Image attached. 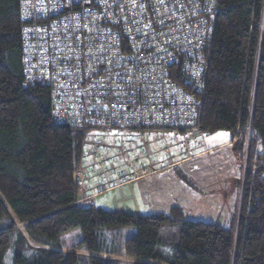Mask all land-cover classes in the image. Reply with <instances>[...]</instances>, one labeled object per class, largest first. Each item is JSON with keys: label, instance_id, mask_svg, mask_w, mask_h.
<instances>
[{"label": "trees", "instance_id": "1", "mask_svg": "<svg viewBox=\"0 0 264 264\" xmlns=\"http://www.w3.org/2000/svg\"><path fill=\"white\" fill-rule=\"evenodd\" d=\"M263 1H218L194 124L147 129L230 133L244 178L224 226L188 219L175 204L167 212L138 214L77 201L72 174L90 132L54 120L48 84L30 81L24 71L20 2L0 0V264L9 248L12 264H264ZM178 70L170 75L184 84Z\"/></svg>", "mask_w": 264, "mask_h": 264}, {"label": "built area", "instance_id": "2", "mask_svg": "<svg viewBox=\"0 0 264 264\" xmlns=\"http://www.w3.org/2000/svg\"><path fill=\"white\" fill-rule=\"evenodd\" d=\"M218 1L19 0L25 74L48 84L52 116L68 126L119 134L191 127ZM178 66L184 84L170 75ZM93 143L103 158L110 142Z\"/></svg>", "mask_w": 264, "mask_h": 264}, {"label": "rangeland", "instance_id": "3", "mask_svg": "<svg viewBox=\"0 0 264 264\" xmlns=\"http://www.w3.org/2000/svg\"><path fill=\"white\" fill-rule=\"evenodd\" d=\"M261 7L264 11L263 4ZM262 24L264 29V22ZM89 132V142L82 141L79 169L72 174L79 183L78 202L92 200L98 207L115 210V206H122L125 200L133 199L127 198L125 191L134 186L136 207L141 213L167 212L175 204L183 208L184 217L188 219L219 221L228 226L232 212L239 204L244 178V163L240 164L228 131L206 135L194 129L179 133L162 128L130 130L123 134ZM93 136H104L110 142L103 158L96 153ZM120 138L125 143L117 142ZM141 143L145 145L141 146ZM120 144L124 146L123 151L119 150ZM99 155L102 156L103 152ZM178 172H184L187 183L189 181L195 187L191 188L182 181ZM13 221L30 243L23 225L15 218ZM60 250L88 254L76 248L63 247ZM12 255L9 248L3 264H12ZM94 255L107 259L120 258L122 262L134 260L122 255Z\"/></svg>", "mask_w": 264, "mask_h": 264}, {"label": "crops", "instance_id": "4", "mask_svg": "<svg viewBox=\"0 0 264 264\" xmlns=\"http://www.w3.org/2000/svg\"><path fill=\"white\" fill-rule=\"evenodd\" d=\"M225 142H227V140H225L223 143L225 144ZM219 146L220 145H222V143L221 144H218ZM131 188V189H130ZM135 188H134V186H131V187H129V190L127 189L126 191H125V193H127V195H126V197L128 198V197H133V199H128V200H125V202H124V204H122V206H115V210H121V209H123V211L124 212H126V211H128V210H133V211H135L136 213H140L139 212V210H138V208L136 207L137 205V200H136V197H135ZM115 191H113V193H114ZM112 193V194H113ZM119 193L120 192H118V194L117 195H119ZM122 193H123V191H122ZM97 197V196H96ZM133 205V207H130L129 205ZM118 207H120L121 209H119Z\"/></svg>", "mask_w": 264, "mask_h": 264}, {"label": "bare ground", "instance_id": "5", "mask_svg": "<svg viewBox=\"0 0 264 264\" xmlns=\"http://www.w3.org/2000/svg\"><path fill=\"white\" fill-rule=\"evenodd\" d=\"M173 70L175 69V67L172 68ZM16 220V219H15Z\"/></svg>", "mask_w": 264, "mask_h": 264}]
</instances>
